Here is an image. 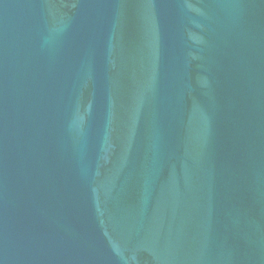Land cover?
Returning <instances> with one entry per match:
<instances>
[{
    "label": "water",
    "instance_id": "water-1",
    "mask_svg": "<svg viewBox=\"0 0 264 264\" xmlns=\"http://www.w3.org/2000/svg\"><path fill=\"white\" fill-rule=\"evenodd\" d=\"M0 264H264V0H0Z\"/></svg>",
    "mask_w": 264,
    "mask_h": 264
}]
</instances>
